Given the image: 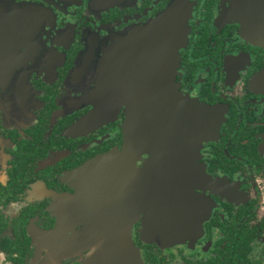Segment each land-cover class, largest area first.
Masks as SVG:
<instances>
[{
	"label": "flooded vegetation",
	"instance_id": "obj_1",
	"mask_svg": "<svg viewBox=\"0 0 264 264\" xmlns=\"http://www.w3.org/2000/svg\"><path fill=\"white\" fill-rule=\"evenodd\" d=\"M241 2L0 0V264H264V42L232 16ZM25 3L43 12L27 34L19 15L8 27ZM171 7L169 76L127 33ZM92 34L98 86L91 70L72 79ZM112 37L126 43L106 51ZM127 143L132 173L85 169ZM150 169L194 172L177 214L167 183L154 204L138 180Z\"/></svg>",
	"mask_w": 264,
	"mask_h": 264
},
{
	"label": "water",
	"instance_id": "obj_2",
	"mask_svg": "<svg viewBox=\"0 0 264 264\" xmlns=\"http://www.w3.org/2000/svg\"><path fill=\"white\" fill-rule=\"evenodd\" d=\"M1 5V4H0ZM14 14V24L8 25L10 26H17V15H19V24L24 22V28L27 31L30 29H33L37 24L35 21L40 20L43 18V12L35 6H31V4L25 3L24 8H17L15 7L13 9ZM5 9L3 7H0V15L6 14ZM176 10L171 7L170 12L165 16L159 18L158 20L151 22L152 24L148 25L147 27L139 28V29H132L129 33H127V37L130 39V42H127L128 44H131V46H135L137 51L141 52H154L158 53L162 56H159V59L163 62L167 63L165 64V71L164 73L171 76L174 71V61L176 59V56L179 54V50L181 46L183 45V40L180 38L179 40H174L173 34H171L172 26H165L168 23V19H173V14H175ZM232 16L241 22V24L244 26L245 32L252 36L253 38L259 40L260 42H264V0H242L241 3L237 5V7L234 9V12ZM170 25V24H169ZM6 24L3 25V30L6 28ZM165 28H169L170 31H165ZM4 39L5 32L1 35ZM30 36V35H28ZM26 36V37H28ZM112 36V35H111ZM115 38V37H114ZM114 38H110V40H107L104 42V46L106 47V51L112 52L116 46L117 43L125 44L123 41H116ZM28 42H26L27 44ZM103 42L99 40L98 35L92 34L90 37V40L86 43L85 50L81 53L79 60L77 61V64L75 68L73 69L72 73V79L74 81L81 79V77H84L86 74H88L91 70L93 74V78L91 79L90 83L95 84L98 86V78H99V62H98V56H99V50L100 46ZM259 80L261 83L264 84V72L261 73L259 76ZM92 94H90V101L94 103L95 105V113L97 114L98 110V88L95 87L92 91ZM147 95L149 94L146 93ZM160 94V93H159ZM134 152H137L136 154ZM135 154V155H134ZM139 156V151L134 150L129 143L125 146L124 150L120 153H110L105 156L99 157L94 159L93 161L89 162L85 169L87 171H97V168L99 164H119L121 165L120 171L123 173H132V167L129 168V166L136 162L137 157ZM171 158V157H169ZM168 156H163V159H166V164H172L177 165L179 162H171L169 161ZM154 162L153 164H155ZM149 164H152L151 162ZM142 179H139L140 181L144 182L146 180L151 181V185L149 188L153 190V202L154 204L159 203V191L162 187L167 183L168 184V190H169V210L168 212L170 214H177V211L179 209L176 208L178 204V197H179V190L181 189V181L184 179L193 177L194 172H188V171H182L178 169H169L168 171H161V170H147L144 171ZM93 181H97V177H92ZM126 180H129V178H125ZM185 181V180H184ZM97 183V182H95ZM97 188V186H94ZM96 193H93V195ZM156 205H154L155 208ZM157 207V206H156ZM154 211H157V209ZM174 232H170V236L173 237H180L181 234L178 231V228H172ZM150 235V234H149ZM121 244L126 245L125 238L121 240ZM133 245V241H132ZM124 247V246H123ZM133 252V249L130 248L127 250V248H123L120 251H115V254H129V252ZM141 263V258L139 255V252L137 253V264Z\"/></svg>",
	"mask_w": 264,
	"mask_h": 264
}]
</instances>
